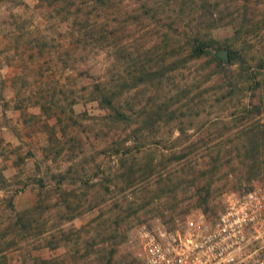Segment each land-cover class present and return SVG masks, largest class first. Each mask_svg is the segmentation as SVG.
Returning <instances> with one entry per match:
<instances>
[{
    "label": "rangeland",
    "instance_id": "obj_1",
    "mask_svg": "<svg viewBox=\"0 0 264 264\" xmlns=\"http://www.w3.org/2000/svg\"><path fill=\"white\" fill-rule=\"evenodd\" d=\"M228 1L216 28L183 0H0V264H145L140 227L264 189V0ZM194 36L224 70L186 61ZM99 83L138 92L135 124L107 117Z\"/></svg>",
    "mask_w": 264,
    "mask_h": 264
},
{
    "label": "built area",
    "instance_id": "obj_2",
    "mask_svg": "<svg viewBox=\"0 0 264 264\" xmlns=\"http://www.w3.org/2000/svg\"><path fill=\"white\" fill-rule=\"evenodd\" d=\"M264 239V189L254 186L225 196L215 220L200 212L170 229L140 227L145 264H264L255 241Z\"/></svg>",
    "mask_w": 264,
    "mask_h": 264
},
{
    "label": "trees",
    "instance_id": "obj_3",
    "mask_svg": "<svg viewBox=\"0 0 264 264\" xmlns=\"http://www.w3.org/2000/svg\"><path fill=\"white\" fill-rule=\"evenodd\" d=\"M91 1L96 5H102V6L107 5V3L109 4L111 2V0H91ZM183 1H185L184 4L186 7L190 6L192 13H196V15L200 14L201 16H204L206 20L209 22V24H211L212 26L216 28L221 27L220 25L222 24V21L226 19V16L224 14H227V13L229 14L230 10L234 6L233 3H230V5H228L227 4L228 0H183ZM192 5L194 6L193 11L191 7ZM147 6L149 8L147 12L149 13L152 9L150 7V4L147 3ZM79 11L81 12L82 10H79ZM215 15H217V17H215ZM152 16L154 17L153 14ZM85 17L87 18L88 16H85ZM76 18H79V17L76 16ZM215 45H217V43L213 39L204 40V39H201V37L199 36H194L189 46L184 49V54H186L187 56L186 61L196 62V61H200V60L211 57V59L215 63V67L224 70L223 63L220 60L216 59L212 55V53L209 51V49L214 48ZM130 55L131 54H129L128 57L126 58H130ZM230 58H231V65L236 64L238 60L241 59L239 58L238 52L233 49H230ZM149 72L150 74H153V72L155 73L153 68ZM141 76H144L141 78L143 81L142 85L146 84L144 83L145 79L147 78L154 79L153 76L147 75L146 70L141 74ZM115 88L116 87L111 86L109 84H105V83L96 84L92 91L93 100L98 102L100 107L105 112H107V117L111 119V121H113L114 123L125 124L126 126L127 125L132 126L133 124H135V121L133 118H135L134 114H136L134 110H136L137 108V103H135V100L138 96V92H136V89L138 87H136L134 90V92H136L135 94L131 93L133 90V88H131L126 93L127 97L124 101L122 99L123 93H120ZM166 108L167 109L169 108L168 104H166ZM150 110H152V108ZM159 112H161L160 107L157 108L156 112H154L155 114L153 117H149L150 113H147L146 115H148V117L144 118L143 124L137 130V132H141L142 130L147 128L149 125L152 128V126H154L153 124L157 122L156 118L157 116H159ZM173 113L174 112L171 111V114ZM137 117H141V116H137ZM251 144L252 143H250V145ZM251 150L253 153L256 151V153H254V156L249 158V160L251 161V165L254 166L250 169L256 172L251 178H256V179L264 181V178L259 173L260 172V167L258 164L259 155H260L259 147H256V150H255L253 146V149ZM185 156L186 154L180 155L178 157V160L179 158L180 160L186 158ZM207 212L208 211L204 212V214L207 215L208 214ZM221 212L222 210L217 214L215 213L213 215V219H211L208 215L207 217L210 220H215ZM106 264H113L112 259H110Z\"/></svg>",
    "mask_w": 264,
    "mask_h": 264
},
{
    "label": "water",
    "instance_id": "obj_4",
    "mask_svg": "<svg viewBox=\"0 0 264 264\" xmlns=\"http://www.w3.org/2000/svg\"><path fill=\"white\" fill-rule=\"evenodd\" d=\"M215 56L219 59H222L224 60V62L226 64H229L230 63V53L228 50H224V51H221V52H216L215 53Z\"/></svg>",
    "mask_w": 264,
    "mask_h": 264
}]
</instances>
